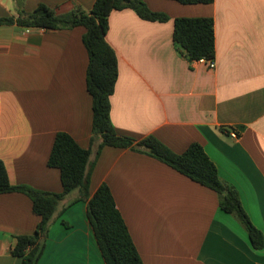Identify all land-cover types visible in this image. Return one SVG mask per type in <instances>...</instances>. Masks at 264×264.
I'll return each instance as SVG.
<instances>
[{"label":"crops","instance_id":"1","mask_svg":"<svg viewBox=\"0 0 264 264\" xmlns=\"http://www.w3.org/2000/svg\"><path fill=\"white\" fill-rule=\"evenodd\" d=\"M94 1L0 0V18L17 17L18 10L32 13L41 4L57 15L75 8L89 12ZM143 1L169 20L144 21L129 9L108 18L105 40L118 63L109 100L116 134L136 142L153 136L177 154L201 145L264 233V0ZM182 17L213 20L214 69L189 63L173 42V20ZM84 33L83 27L0 26V160L13 186L62 191L59 170L47 166L57 133L91 147ZM102 184L142 264H264V249L253 248L240 222L220 209L214 191L154 158L104 147L90 196ZM76 197L72 193L60 203L38 264H105L86 203H73ZM39 222L27 196L0 194V264H20L11 254L14 238L32 235Z\"/></svg>","mask_w":264,"mask_h":264},{"label":"trees","instance_id":"2","mask_svg":"<svg viewBox=\"0 0 264 264\" xmlns=\"http://www.w3.org/2000/svg\"><path fill=\"white\" fill-rule=\"evenodd\" d=\"M174 1L183 5H196L211 4L214 0ZM126 9L144 21L164 23L169 20L164 13L151 11L143 0H95L89 12L75 8L66 15H57L41 4L32 13L18 10L17 17L0 18V26L14 24L25 29L71 30L83 27L85 33L82 44L88 56L85 87L92 101L91 147L81 148L64 132L54 137L47 166L60 172V193L11 185L6 168L0 160V194L20 193L27 196L31 200L33 213L40 217L32 235L14 238L11 254L20 259V264H38L60 203L70 194L77 193L73 203H86L87 217L105 264H142L109 187L102 184L92 196L89 193L91 174L104 147L131 149L144 154L214 191L220 209L240 222L253 248L264 249V233L252 224L242 207L237 190L219 178L217 168L201 145L193 143L184 152L177 154L153 136L136 142L116 134L109 116V100L118 78V63L105 36L111 12ZM172 39L184 50L189 63L215 59L214 22L211 18H175ZM69 206L62 208L61 213Z\"/></svg>","mask_w":264,"mask_h":264},{"label":"built area","instance_id":"3","mask_svg":"<svg viewBox=\"0 0 264 264\" xmlns=\"http://www.w3.org/2000/svg\"><path fill=\"white\" fill-rule=\"evenodd\" d=\"M198 62L205 63L209 69H214L215 68L214 60L201 59ZM237 136L238 135H237V133L235 131H231L230 132V137L235 139V138H237Z\"/></svg>","mask_w":264,"mask_h":264}]
</instances>
